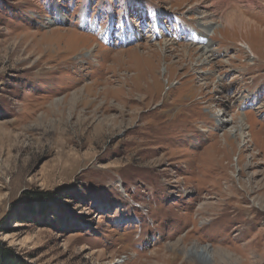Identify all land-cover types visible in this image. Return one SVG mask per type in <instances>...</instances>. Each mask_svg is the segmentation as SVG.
Wrapping results in <instances>:
<instances>
[{
  "label": "rangeland",
  "instance_id": "rangeland-1",
  "mask_svg": "<svg viewBox=\"0 0 264 264\" xmlns=\"http://www.w3.org/2000/svg\"><path fill=\"white\" fill-rule=\"evenodd\" d=\"M240 1L0 0L3 252L264 264V0Z\"/></svg>",
  "mask_w": 264,
  "mask_h": 264
},
{
  "label": "bare ground",
  "instance_id": "bare-ground-1",
  "mask_svg": "<svg viewBox=\"0 0 264 264\" xmlns=\"http://www.w3.org/2000/svg\"><path fill=\"white\" fill-rule=\"evenodd\" d=\"M237 1V0H236ZM241 4V1L238 0ZM247 2V1H246ZM245 2V3H246ZM251 2V1H250ZM248 3V2H247ZM250 5V4H249ZM246 6V5H245ZM251 6V5H250ZM206 8V7H205ZM251 8V7H250ZM192 10V9H191ZM192 12V11H191ZM193 12H195L199 17V26H203L204 29H206V27H210L211 25H213L215 23V18H214V14H211L210 12L208 13V11H206V9L202 8V12H200V10L198 8H194ZM192 12V13H193ZM213 12V11H212ZM216 15V14H215ZM239 15H241L239 12L236 13H230V14H225L224 16H220L221 17V23L224 24V26L226 28H233L235 25H238L236 22V19L239 18ZM197 17V16H196ZM219 17V19H220ZM241 17V16H240ZM242 18V17H241ZM218 21V20H217ZM171 24V23H170ZM170 24H168V26H162L163 29L166 28H170ZM244 24V23H243ZM246 24V23H245ZM252 25V24H251ZM221 26V24H220ZM223 26V27H224ZM180 29V30H179ZM179 29H175L174 31L172 30V28H170V32L171 33H183L184 36L186 37H192L195 33L194 30H188L187 28H183L179 26ZM210 29V28H209ZM73 36L77 35L75 33L72 34ZM78 37V36H77ZM80 37V36H79ZM78 37V38H79ZM85 38V37H84ZM69 39V38H68ZM81 39V38H80ZM83 39V38H82ZM84 40V39H83ZM87 41V40H86ZM88 42V41H87ZM209 43V41H208ZM207 44H203L199 50H198V56H199V61L201 62V64H208L210 62V59L214 58L213 56V52L209 50V46ZM244 44V43H243ZM242 48H248L242 45V43L240 44ZM246 45V44H244ZM248 51L251 55V57H255V54L250 51V49L248 48ZM148 52V51H147ZM64 55V54H63ZM149 55V54H148ZM190 54H187L186 56H189ZM190 57V56H189ZM187 59V58H186ZM191 61V60H190ZM122 95V94H121ZM237 131L242 132L243 131V127L239 126ZM236 131V132H237Z\"/></svg>",
  "mask_w": 264,
  "mask_h": 264
},
{
  "label": "trees",
  "instance_id": "trees-1",
  "mask_svg": "<svg viewBox=\"0 0 264 264\" xmlns=\"http://www.w3.org/2000/svg\"><path fill=\"white\" fill-rule=\"evenodd\" d=\"M39 203H41L39 201ZM0 244V264H24L21 261L16 260L10 253L3 252Z\"/></svg>",
  "mask_w": 264,
  "mask_h": 264
}]
</instances>
